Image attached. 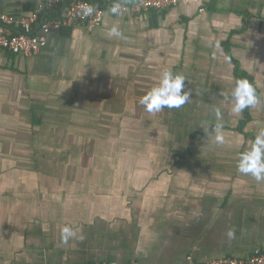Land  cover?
<instances>
[{"label": "crops", "instance_id": "crops-1", "mask_svg": "<svg viewBox=\"0 0 264 264\" xmlns=\"http://www.w3.org/2000/svg\"><path fill=\"white\" fill-rule=\"evenodd\" d=\"M94 1L106 10L93 30L53 29L32 55L0 47V264H193L264 251V181L237 168L264 129V0L120 15L113 0ZM45 2L0 0V14L32 16ZM233 59L261 101L243 125L231 93L246 78ZM165 69L184 75L190 99L148 112L140 99ZM65 226L77 234L67 243Z\"/></svg>", "mask_w": 264, "mask_h": 264}, {"label": "built area", "instance_id": "built-area-1", "mask_svg": "<svg viewBox=\"0 0 264 264\" xmlns=\"http://www.w3.org/2000/svg\"><path fill=\"white\" fill-rule=\"evenodd\" d=\"M47 0L40 4L32 16L15 18L9 14H0V47L15 54L32 55L40 51L47 43V34L61 26L83 24L89 30L99 26L105 15V7L96 5L91 16L84 17L82 9L91 5L85 0ZM189 0H137L133 4L120 3L121 11L139 14L152 10L170 9L180 2ZM202 4L210 0H200ZM115 4V3H114ZM113 5V4H112ZM111 5V7H112ZM204 8L202 7L201 10ZM92 264H121L119 262H101ZM130 264H139L133 261ZM193 264H264V251L255 250L248 257L225 256Z\"/></svg>", "mask_w": 264, "mask_h": 264}, {"label": "clouds", "instance_id": "clouds-1", "mask_svg": "<svg viewBox=\"0 0 264 264\" xmlns=\"http://www.w3.org/2000/svg\"><path fill=\"white\" fill-rule=\"evenodd\" d=\"M95 11L94 5H87L82 9L84 17L91 16ZM110 13L120 15L121 4L115 3L109 9ZM110 35L123 38V32L117 26L110 29ZM185 77L182 74H174L170 69H165L160 77L157 86L150 89L144 94L140 103L145 106L148 112H160L164 108H180L190 99L191 93L184 90ZM233 99L232 111L236 114L243 112L245 108L253 107L259 104L260 98L256 93L254 85L246 79H241L236 82V86L231 93ZM220 112L217 109V117ZM222 127V125H217ZM218 143H223V136L217 135ZM238 171L244 175H251L257 181H264V129H261L255 136L250 149L241 153L237 164ZM76 231L69 226H65L61 231V240L67 243L69 239L76 237ZM235 235L234 229H229L227 236L233 238ZM79 239H83L80 236Z\"/></svg>", "mask_w": 264, "mask_h": 264}, {"label": "trees", "instance_id": "trees-1", "mask_svg": "<svg viewBox=\"0 0 264 264\" xmlns=\"http://www.w3.org/2000/svg\"><path fill=\"white\" fill-rule=\"evenodd\" d=\"M70 1L71 0H64L63 2L65 4V3H69ZM85 1L89 2L91 5L96 6L94 0H85ZM136 1L137 0H113V3H124L125 2V3H128V4H133ZM225 48H226L227 53L232 57L230 46H228L226 44L225 45ZM233 60L235 61V66H236L235 67L236 68L235 69V75H236V77H238V78H246L249 82H251L254 85L253 78L249 74H247L246 72L241 71L239 69V66H238L237 61L235 59H233ZM254 87H255V85H254ZM249 117H250L249 108H245V118L241 121V125L245 124L247 122V120L249 119Z\"/></svg>", "mask_w": 264, "mask_h": 264}]
</instances>
